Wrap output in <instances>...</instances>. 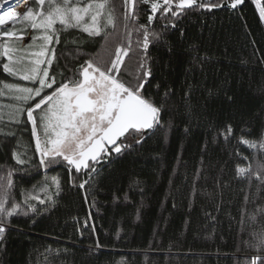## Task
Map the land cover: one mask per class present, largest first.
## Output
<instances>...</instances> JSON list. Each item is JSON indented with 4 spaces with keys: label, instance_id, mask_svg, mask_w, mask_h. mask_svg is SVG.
Masks as SVG:
<instances>
[{
    "label": "trees",
    "instance_id": "trees-1",
    "mask_svg": "<svg viewBox=\"0 0 264 264\" xmlns=\"http://www.w3.org/2000/svg\"><path fill=\"white\" fill-rule=\"evenodd\" d=\"M112 2L120 17L123 0ZM139 12L138 23H147V6L141 4ZM152 27L160 24L153 22ZM122 32L118 20L116 33L106 42L79 29L61 33L60 43L53 45L56 58L49 75L60 83L78 79L87 60L107 66L117 44L124 42ZM138 38L133 34L123 68L126 81L133 83L140 59ZM167 40L171 53L163 44L148 49L153 78L145 85L157 102L166 88L175 92L161 113L163 130L150 132L132 151L98 167L92 187L73 186L70 180L77 174L70 177L65 166L39 165L30 123L16 124L9 114L0 120V129L16 133L0 135V177L13 170V198L20 202L27 193L45 198L42 187L47 185L55 202L51 207V202L37 203L48 210L34 217L11 218L0 244V264H250L256 256L264 257V249L253 247L257 240L252 236L264 232V184L254 177L249 184L237 175V166L250 165L264 177V150L235 141L213 143L214 129L225 123L233 125L234 135L250 129L245 139L259 141L264 132V19L255 2L245 0L239 11L189 13L168 31ZM194 56L209 59L194 64ZM6 62L0 57V84L13 77L3 70ZM189 68L192 76H186ZM188 83L196 86L191 115L182 101ZM210 90L215 95L209 96ZM227 96L233 97L232 103ZM17 138L28 146V165L17 164L13 157L14 149L24 151ZM53 178L60 182L58 195ZM85 220L94 230L83 227Z\"/></svg>",
    "mask_w": 264,
    "mask_h": 264
},
{
    "label": "snow or ice",
    "instance_id": "snow-or-ice-1",
    "mask_svg": "<svg viewBox=\"0 0 264 264\" xmlns=\"http://www.w3.org/2000/svg\"><path fill=\"white\" fill-rule=\"evenodd\" d=\"M254 2L260 18L264 19V4L260 0ZM244 3L245 0H123L124 11L120 17L116 16L112 0H32V3L15 0L6 6L0 5L3 9L0 13V57L7 60L3 63V70L10 76L32 83V86L6 83L0 88V95L6 92L20 105L12 106L14 111L9 114V120L16 124L30 123L40 166L45 169L65 166L70 177L73 172L77 174L75 179L70 180L73 186L80 189L85 185L92 187L90 181L94 183L93 174L99 175L97 165L108 162L113 154L120 156L132 151L144 142L149 131L155 134L163 130L161 113L175 92L171 87L166 88L159 102L147 95L145 85L153 78V58L149 55V47L163 44L171 53L168 31L176 29L189 13L221 9L239 11ZM141 4L147 6V11L151 13L144 24L138 23ZM18 7L22 10L17 11ZM118 20L123 28L121 35L124 42L117 44L107 66L101 67L87 60L80 65L78 79H65L60 83L55 75H49V68L56 58L53 45L60 43L61 33L79 29L89 37H101L106 42L109 36L116 33ZM153 22L160 27L153 28ZM133 34L139 37L135 43L140 55L135 83L120 77L124 58L131 51ZM179 34L183 37V28L179 29ZM26 36L29 39L27 44L24 43ZM198 59L203 63L209 58L194 56L192 62L195 64ZM192 75L193 69H186V76ZM160 87L156 84L158 90ZM195 88L188 83L182 97L189 115L193 111L191 101ZM208 94L213 96L215 92L210 90ZM227 102L232 103L233 97L227 96ZM214 133L213 143L235 141L247 149L264 150V132L260 133L259 141L245 139V135L251 136L250 129L241 128L239 134L234 135L233 125L225 123L223 127L215 128ZM0 135L15 137L16 133L0 129ZM16 144L24 149H14L16 163L30 164L28 146L22 144L20 138H17ZM260 167L264 168V164ZM237 175L249 184L253 177L264 184V177L259 172H252L250 165L247 168L237 166ZM12 177V169L0 177V244L5 241L6 232L11 227V218L28 217L30 214L34 217L48 210L38 208L37 203L45 205L51 202L50 207L55 204L52 196L48 195L47 185L42 187L45 198L27 193L22 201L17 202L12 194ZM76 179L80 180L78 185ZM53 183L58 195L60 182L53 178ZM260 211L264 212V209ZM32 222L35 223V219ZM83 227L94 230L95 225H89V221L85 220ZM252 236L257 240L253 245L257 252L264 249V232L252 233ZM96 247H101L98 241ZM250 264H264V257L258 255Z\"/></svg>",
    "mask_w": 264,
    "mask_h": 264
},
{
    "label": "rangeland",
    "instance_id": "rangeland-1",
    "mask_svg": "<svg viewBox=\"0 0 264 264\" xmlns=\"http://www.w3.org/2000/svg\"><path fill=\"white\" fill-rule=\"evenodd\" d=\"M254 1V0H253ZM261 2V1H260ZM32 3V2H31ZM262 4V3H261ZM256 5V4H255ZM257 7V6H256ZM258 9V8H257ZM259 12V11H258ZM7 25H5L6 27ZM19 26V25H17ZM25 44L29 43L28 37H25ZM50 74V73H49ZM10 81H3V84H0V88L3 87L6 83H18L21 86H32V83L30 81H23L20 80L18 76L11 77ZM47 91V90H46ZM17 102L11 98L6 92L3 95H0V120L3 118H6L8 114L12 113L14 111L13 105L17 106ZM35 138V137H34Z\"/></svg>",
    "mask_w": 264,
    "mask_h": 264
},
{
    "label": "flooded vegetation",
    "instance_id": "flooded-vegetation-1",
    "mask_svg": "<svg viewBox=\"0 0 264 264\" xmlns=\"http://www.w3.org/2000/svg\"><path fill=\"white\" fill-rule=\"evenodd\" d=\"M126 59H127V57L124 58V64H125ZM123 68H124V65L121 67L120 77H121L123 80L126 81V76L124 75ZM47 91H51V90H47ZM33 137H34V136H33ZM34 139H35V138H34ZM37 155L39 156V153H38V152H37ZM114 157H116L115 154H113V156L110 157L109 160L112 159V158H114ZM103 164H104V163L97 165V168L100 167V166H102Z\"/></svg>",
    "mask_w": 264,
    "mask_h": 264
},
{
    "label": "bare ground",
    "instance_id": "bare-ground-1",
    "mask_svg": "<svg viewBox=\"0 0 264 264\" xmlns=\"http://www.w3.org/2000/svg\"><path fill=\"white\" fill-rule=\"evenodd\" d=\"M15 2V0H0V5H7V4H11V3H14ZM32 2V0H29V3H31ZM17 11H21L22 10V8H20V7H18L17 9H16ZM2 11H3V9H0V13H2Z\"/></svg>",
    "mask_w": 264,
    "mask_h": 264
},
{
    "label": "water",
    "instance_id": "water-1",
    "mask_svg": "<svg viewBox=\"0 0 264 264\" xmlns=\"http://www.w3.org/2000/svg\"><path fill=\"white\" fill-rule=\"evenodd\" d=\"M151 131L148 132V134L150 133Z\"/></svg>",
    "mask_w": 264,
    "mask_h": 264
}]
</instances>
